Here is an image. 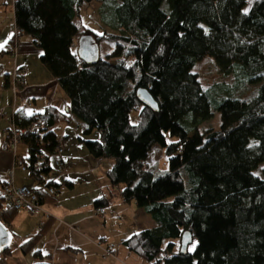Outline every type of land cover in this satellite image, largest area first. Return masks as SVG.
I'll list each match as a JSON object with an SVG mask.
<instances>
[{"label": "trees", "instance_id": "1", "mask_svg": "<svg viewBox=\"0 0 264 264\" xmlns=\"http://www.w3.org/2000/svg\"><path fill=\"white\" fill-rule=\"evenodd\" d=\"M247 1L15 0L19 36H30L42 49L41 62L68 98L67 111L48 107L32 116L16 114V128L42 121L46 136L55 140L56 125L77 121L91 155L114 161L107 171L112 194L121 189L126 201L134 200L156 221V227L122 241L153 264H264V168L263 178L254 174L264 164V0L249 12ZM96 3L111 12L101 33L75 22ZM84 35L100 45L95 64L73 49ZM206 57L233 82L205 91L193 69ZM140 88L151 94L158 112L139 101ZM211 98L221 113V128L200 133L198 126L214 115ZM95 132L99 138L89 139ZM163 133L176 141L166 143ZM23 142L31 155L20 158L40 182L41 203L53 201L47 188L58 191L59 185L47 179L53 170L50 158L34 166L35 137ZM158 143L165 147L167 172L149 162ZM104 201L99 199L97 208ZM4 204L1 192L0 210ZM18 213L10 208L0 213L11 232ZM53 225L49 220L21 243V251L34 250L41 259L37 246ZM185 232L192 234L195 247L182 253ZM10 254L11 248L0 257Z\"/></svg>", "mask_w": 264, "mask_h": 264}, {"label": "crops", "instance_id": "2", "mask_svg": "<svg viewBox=\"0 0 264 264\" xmlns=\"http://www.w3.org/2000/svg\"><path fill=\"white\" fill-rule=\"evenodd\" d=\"M14 4L15 0H0V52L12 44L17 30ZM73 49H78V46L74 44ZM42 52L30 36L20 37L16 64L26 69V75L25 83L17 94L10 86L15 56L11 53L0 56V61L6 55L12 59L11 68L4 71L0 81V131L11 127L16 114L32 116L43 113L48 107L68 110L67 96L41 62ZM53 130L55 140L69 143L62 156L66 166L65 175H60L54 169L58 156L50 157L53 170L47 179L59 185L58 196L44 203L40 214L30 215L22 211L16 215L11 227L14 233L11 254L0 257V264H35L39 261L52 264H153L131 252L122 243L134 233L156 226L145 209L138 207L134 200L126 201L119 194L121 189L112 194L107 171L114 161L96 160L91 155L77 121L59 123ZM89 139H92L91 136ZM25 144L31 155L30 146ZM19 147L17 153L21 157ZM13 162L11 154L0 152V193ZM14 178L17 186H40L29 171L16 169ZM102 198L106 199L101 206L105 210L104 217L97 214V201ZM49 220L53 221V228L37 246L42 258H37L34 250L23 253L21 243L36 235ZM109 245L114 246V256H105L103 248Z\"/></svg>", "mask_w": 264, "mask_h": 264}, {"label": "built area", "instance_id": "3", "mask_svg": "<svg viewBox=\"0 0 264 264\" xmlns=\"http://www.w3.org/2000/svg\"><path fill=\"white\" fill-rule=\"evenodd\" d=\"M19 32L16 30L14 42L10 48L9 53L15 56L14 69L10 78V86L17 94L22 85L25 83L26 69L19 67L16 64V55L19 46ZM46 125L42 121L33 123L31 126L24 129H17L14 120L10 128L1 131V146L0 152H6L14 157V162L11 170L7 173L4 183L1 187L2 195L5 199V204L1 212L7 209H13L19 212H26L30 215H37L43 212V204L37 194V188L29 185L17 186L15 184L14 171L20 169L22 171L29 170V164L18 156V147L25 137H35L37 151L35 153L36 162L34 166H41L46 163L52 155L58 156L54 164L55 170L60 175H65L66 166L62 159L63 154L69 148V143L66 140H53L46 136ZM48 193L53 196H58V191L54 187L47 188ZM97 214L101 217L105 216V210L102 207L97 208ZM105 256H114V246L109 245L103 248Z\"/></svg>", "mask_w": 264, "mask_h": 264}, {"label": "rangeland", "instance_id": "4", "mask_svg": "<svg viewBox=\"0 0 264 264\" xmlns=\"http://www.w3.org/2000/svg\"><path fill=\"white\" fill-rule=\"evenodd\" d=\"M116 2H120V0H115ZM258 0H248L247 5L245 7V11L249 12L251 7L254 5V3ZM111 17V12L106 9L105 5L101 3H96L91 5L89 8L87 7L81 12L80 17H77L76 23L80 26H85L87 28H90L94 30L97 33L103 32V23L106 22V20ZM103 22V23H102ZM106 27V25H105ZM75 45L79 46V40H75ZM102 46V54L104 55L105 44H101ZM12 58V57H11ZM12 66V59H10L7 55L5 56L4 60L0 61V81L4 75L5 70H9ZM193 71L199 75V78L203 84L204 90H208V88L211 87V85L215 83L220 82H228L232 83L233 78L232 77H224L220 71L219 68L215 62V60L211 57H206L203 60L197 62L195 65ZM214 94V92H211ZM242 95H245L247 93V89L243 88L241 90ZM228 95V92L225 91L224 96ZM212 101V107L214 110V115L212 119L203 122L201 125L198 126L197 130L200 133H204L206 130L209 129H215L218 130L221 128L222 123V117L221 113L216 108V102L213 98H211ZM132 122L136 123L137 121V112L134 111L131 116ZM2 128V126H1ZM98 137V134L95 132L91 135V138ZM99 138V137H98ZM162 138L166 143H169L170 141H176V139H170L169 135H166L165 133L162 134ZM19 155L24 158H28L30 156V152L26 146L25 143H21L19 147ZM149 162L151 164L157 163L158 164V170L160 172H167L169 170V164L167 161V157L165 155V147L162 145V143H158L154 146L153 151H151ZM264 168V164H262L255 172L254 174L263 178L262 176V169ZM55 169V168H54ZM150 218L154 221L151 215H149ZM154 225L156 226L157 223L154 221ZM17 242V239L15 240ZM195 247V244L191 245V249Z\"/></svg>", "mask_w": 264, "mask_h": 264}, {"label": "water", "instance_id": "5", "mask_svg": "<svg viewBox=\"0 0 264 264\" xmlns=\"http://www.w3.org/2000/svg\"><path fill=\"white\" fill-rule=\"evenodd\" d=\"M78 55L81 60L95 64L101 58L100 45L96 39L91 35H84L79 40ZM137 97L139 101L146 107L151 108L154 112L159 111L157 102L151 96V94L143 88L137 91ZM0 146H1V131H0ZM14 240V234L11 230L5 226L0 219V255L11 248ZM193 242V237L190 232H185L181 239V252L186 253L189 246Z\"/></svg>", "mask_w": 264, "mask_h": 264}]
</instances>
